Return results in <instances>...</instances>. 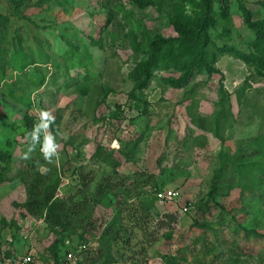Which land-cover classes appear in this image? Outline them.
I'll list each match as a JSON object with an SVG mask.
<instances>
[{
    "label": "rangeland",
    "instance_id": "rangeland-1",
    "mask_svg": "<svg viewBox=\"0 0 264 264\" xmlns=\"http://www.w3.org/2000/svg\"><path fill=\"white\" fill-rule=\"evenodd\" d=\"M230 1L0 0V264L81 244L100 264H264V0ZM205 15L209 47L171 55ZM155 43L171 58L148 71ZM41 109L66 137L51 163L28 153Z\"/></svg>",
    "mask_w": 264,
    "mask_h": 264
},
{
    "label": "trees",
    "instance_id": "trees-1",
    "mask_svg": "<svg viewBox=\"0 0 264 264\" xmlns=\"http://www.w3.org/2000/svg\"><path fill=\"white\" fill-rule=\"evenodd\" d=\"M140 2V0H139ZM222 3V16L224 18H228L231 14V1L230 0H221ZM208 22V17L207 15H205L197 24V27L195 28H185L183 26H181L180 24H178L177 26V30L179 33V36L177 38H170V39H166L165 42L167 43H177L179 45L178 48H172V54H176L180 53L179 56L184 58H188V56H190V54H192L194 52V50H189L188 47H190L192 44H194V40L199 38L202 39L201 41V46L203 49H206L209 47V36L207 33L204 32L206 24ZM248 22L250 24L251 27H253L254 29H256L257 31H259L260 33H262L261 37H264V20L262 21H252L251 20V16H248ZM174 45H170L169 47H173ZM162 48L161 45H159V43H155L152 45L151 48V57L148 61L145 62V64L143 65L148 71H150V69H152L158 60L162 59V58H171L170 54H168V51L163 53L162 55ZM168 54V55H167ZM197 55H199V62L198 60H194L190 62L189 64V68L187 70V74L190 76L192 74V72L196 71V70H202L204 67L209 68L208 66V62L206 61V56L204 51L201 50V52H199ZM197 58V59H198ZM211 70V69H210ZM186 74V75H187ZM150 73H147L145 78L146 81L149 80L150 78ZM242 176V175H241ZM154 178V175L151 174L150 179ZM37 183L39 185V187L34 186L35 190L39 189L38 191L34 192V196L33 198L30 200V202L27 205L28 210L36 215H41L43 214V211L45 210L46 207H48L52 202H54L55 200V193L52 194H47L44 189L43 186L46 185V181L44 179H40L37 180ZM112 185L108 184L105 185L104 183L99 184V188H98V196H104L107 192L108 189H111ZM42 188V190H41ZM214 192H216V188H214ZM44 197V198H43ZM66 202L65 201H61L57 204L58 207L62 206V209H64L63 207L65 206ZM83 204V203H82ZM87 206V203H84L82 206ZM51 215V214H50ZM142 217H144L143 215H141ZM134 221L138 224L137 221H139V219H134ZM114 230L112 229H108L107 230V235L110 232H113ZM116 232H113V237L114 239H116V237L118 236V234H116ZM99 247V246H98ZM97 250L99 251V253L102 252V249L98 248ZM93 246H90V252L93 251ZM92 261L94 262H98L97 259H95L92 256Z\"/></svg>",
    "mask_w": 264,
    "mask_h": 264
},
{
    "label": "clouds",
    "instance_id": "clouds-1",
    "mask_svg": "<svg viewBox=\"0 0 264 264\" xmlns=\"http://www.w3.org/2000/svg\"><path fill=\"white\" fill-rule=\"evenodd\" d=\"M191 13V9H188L187 14ZM56 116L50 110L41 109L38 113V122L35 123L30 132H28L27 138L29 140L28 153L34 151L37 145L40 146V152L43 158L51 163L53 158H59V143L58 138L63 137L57 130L55 133L50 131L55 124ZM25 158H28V154H25Z\"/></svg>",
    "mask_w": 264,
    "mask_h": 264
},
{
    "label": "built area",
    "instance_id": "built-area-1",
    "mask_svg": "<svg viewBox=\"0 0 264 264\" xmlns=\"http://www.w3.org/2000/svg\"><path fill=\"white\" fill-rule=\"evenodd\" d=\"M157 197L160 201L172 200L177 197V193L174 190H164L157 193ZM189 207L185 206L184 211H188ZM67 264H100L94 262L90 256V247L88 244H81L77 250H72L67 253L66 260ZM16 264H40L37 256L33 253H27L23 257L16 261Z\"/></svg>",
    "mask_w": 264,
    "mask_h": 264
}]
</instances>
